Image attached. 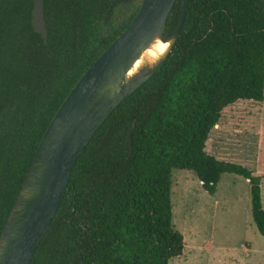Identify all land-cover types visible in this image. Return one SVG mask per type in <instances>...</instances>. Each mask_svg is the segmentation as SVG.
<instances>
[{"label":"trees","instance_id":"1","mask_svg":"<svg viewBox=\"0 0 264 264\" xmlns=\"http://www.w3.org/2000/svg\"><path fill=\"white\" fill-rule=\"evenodd\" d=\"M33 1L0 0V233L51 118L142 0H44L46 40L31 25ZM180 10L176 0L164 40ZM240 100L264 101V0H186L166 58L78 155L30 264H168L183 250L173 169L194 172L209 194L223 173L244 177L264 236L261 176L205 150L222 110Z\"/></svg>","mask_w":264,"mask_h":264},{"label":"water","instance_id":"2","mask_svg":"<svg viewBox=\"0 0 264 264\" xmlns=\"http://www.w3.org/2000/svg\"><path fill=\"white\" fill-rule=\"evenodd\" d=\"M175 1L142 0L131 22L88 66L56 110L0 233V264H30L78 155L110 112L159 67L174 45L186 0H181L178 23L166 40L163 31ZM43 2L33 1L31 25L46 40ZM158 43L165 48L151 54Z\"/></svg>","mask_w":264,"mask_h":264},{"label":"rangeland","instance_id":"3","mask_svg":"<svg viewBox=\"0 0 264 264\" xmlns=\"http://www.w3.org/2000/svg\"><path fill=\"white\" fill-rule=\"evenodd\" d=\"M205 150L260 175L264 209V101L240 100L223 109ZM170 199L183 250L168 264H264V236L252 221L244 177L223 173L209 194L194 172L173 169Z\"/></svg>","mask_w":264,"mask_h":264},{"label":"bare ground","instance_id":"4","mask_svg":"<svg viewBox=\"0 0 264 264\" xmlns=\"http://www.w3.org/2000/svg\"><path fill=\"white\" fill-rule=\"evenodd\" d=\"M166 44L165 43H158L153 47V50L151 51L153 53L155 52H161L165 48Z\"/></svg>","mask_w":264,"mask_h":264}]
</instances>
